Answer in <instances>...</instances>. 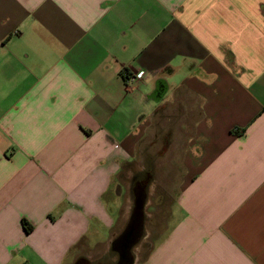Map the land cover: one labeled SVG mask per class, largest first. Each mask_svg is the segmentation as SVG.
<instances>
[{"label":"crops","instance_id":"0c3cea01","mask_svg":"<svg viewBox=\"0 0 264 264\" xmlns=\"http://www.w3.org/2000/svg\"><path fill=\"white\" fill-rule=\"evenodd\" d=\"M173 104L180 187L139 264H264V0H0V264L108 247Z\"/></svg>","mask_w":264,"mask_h":264},{"label":"rangeland","instance_id":"374dc122","mask_svg":"<svg viewBox=\"0 0 264 264\" xmlns=\"http://www.w3.org/2000/svg\"><path fill=\"white\" fill-rule=\"evenodd\" d=\"M191 113L173 104L154 117L131 167L122 172L121 214L108 247H78L71 264H139L166 222L180 187L181 150Z\"/></svg>","mask_w":264,"mask_h":264},{"label":"trees","instance_id":"16d2710c","mask_svg":"<svg viewBox=\"0 0 264 264\" xmlns=\"http://www.w3.org/2000/svg\"><path fill=\"white\" fill-rule=\"evenodd\" d=\"M23 226L26 232H29L31 230V227L25 221L23 222Z\"/></svg>","mask_w":264,"mask_h":264}]
</instances>
